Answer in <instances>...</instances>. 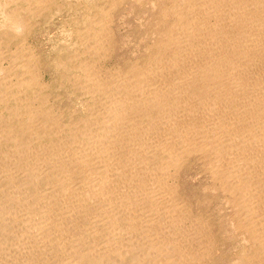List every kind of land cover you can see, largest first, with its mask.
<instances>
[{
	"label": "bare ground",
	"instance_id": "bare-ground-1",
	"mask_svg": "<svg viewBox=\"0 0 264 264\" xmlns=\"http://www.w3.org/2000/svg\"><path fill=\"white\" fill-rule=\"evenodd\" d=\"M63 10L36 52L30 17ZM134 13L141 63L116 50ZM190 160L230 254L180 195ZM222 263L264 264V0H0V264Z\"/></svg>",
	"mask_w": 264,
	"mask_h": 264
},
{
	"label": "rangeland",
	"instance_id": "rangeland-1",
	"mask_svg": "<svg viewBox=\"0 0 264 264\" xmlns=\"http://www.w3.org/2000/svg\"><path fill=\"white\" fill-rule=\"evenodd\" d=\"M138 11H141V10H138ZM62 12L60 11V12H58V14H54L55 18H53L52 22L50 20V22H48V23H43L42 20H39V17L38 18L37 17H33V16L30 17V22L32 24L34 23L33 24L34 27L32 26L33 30H30V33H29L28 36H29V40L31 42H33V44H36L35 45L36 52H39V53L41 52V54H46L47 56H50V55H52L55 52V49H56V48H52V46H54V44L57 45V43H59V44L62 43L61 40H62V37H64L63 33H65L64 31H66V26L62 25V23H63L62 22V18H64V19L68 18V16L67 17L65 16L64 10ZM123 12L125 14L126 11H123ZM137 17L135 15V13L131 14V15L129 14V16H127V20H129V22L131 23L130 24L131 25L130 29H126V26H125L126 23L125 22L121 25L120 28L115 29V37L118 39V47H119V48H116V50H118L117 54L120 52L118 54V56H121V58H123V59L126 58V59H129L131 61L139 58L138 59L139 60L138 63H141L142 57L145 55L144 42L146 41L145 38L142 39L141 36H143V32H148L150 25L148 24V21H145L144 19H143L142 22L137 21V19H136ZM134 19H135V21H133ZM40 21L42 23H40ZM136 21L138 23H142V25L141 24L139 25ZM36 22H38V23H36ZM136 24H137L138 27L136 26ZM60 26H62V27H60ZM39 27H41V28H39ZM132 27L135 28L136 31L134 30L133 34L126 33L127 30L131 31V29H133ZM35 29H37L39 31H37ZM31 31H35V32L31 33ZM67 31H68V29H67ZM68 35L69 34L67 33V36ZM127 39H128V42H127ZM122 40H125L127 43L122 44L123 43ZM119 49L121 51H119ZM49 53H51V54H49ZM110 59L111 60L107 59V60L103 61V65L111 66L113 63H115L113 58H110ZM112 59H113V61H112ZM119 64L122 65L123 63L120 61ZM55 72H54V75L57 74V72L56 73ZM54 75H53L52 79L53 78L55 79ZM58 77L59 76L56 77L57 78V80L55 81L56 85L60 81V78H58ZM55 89H59L57 93L61 96V98H60V100H57V102H55V105L53 106L54 110H58L61 107H63V108H61L62 110H65L66 107H67L66 108L67 110L68 109L69 110H74V109L78 108L79 99H80L79 96H78L79 94H77V95L76 94H68L67 91H65L64 89H60V88H55ZM57 107H59V108H57ZM192 161L191 160L189 161L190 165H189V163H187L189 166L186 167L187 169L183 168L184 172H182L180 174V176L185 174V175H183V177L180 178L181 179V184H182L181 187H180V193H181L180 195L183 198L184 193H182V192L186 191L184 199H185V201H188V202L192 203L194 209H196L195 206H196V202L197 201H199V205L200 204H204V202L206 201V203H207V207L206 208L210 212V215L212 216L211 219H212V222H213L214 230L216 232L215 236L217 238L216 239L217 245H220V243H222L223 254H230L231 250L233 249L234 244L237 243L236 234L233 232L232 228L230 227V225L228 223L223 225L225 227L227 233H225L223 235L217 233L218 230H219V224H221V223L218 221L219 215H218L217 210L215 208V203L216 202H214V198L212 200H210L213 196H211V193L205 191L202 188V184L203 183L206 184L205 183L206 180L198 171L199 170L198 169L199 165H198L197 160H194L193 163H192ZM188 167L191 168V169L193 167L195 169H193L191 171V169H189ZM184 177H186V178H184ZM201 179L204 180V181L202 182ZM182 186H184V187H182ZM200 207H201L200 210H203L202 209V205ZM209 207L211 209H209ZM201 213L205 214V211L203 210ZM219 238H220V240H219ZM224 243H225V245H224ZM220 254L221 253H218L217 256L220 255ZM222 264H228V263H222Z\"/></svg>",
	"mask_w": 264,
	"mask_h": 264
}]
</instances>
